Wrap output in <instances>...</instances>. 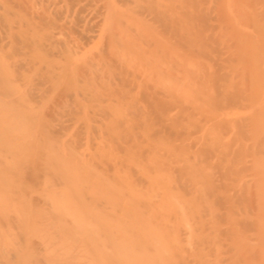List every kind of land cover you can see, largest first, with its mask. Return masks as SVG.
<instances>
[{
  "label": "bare ground",
  "instance_id": "1",
  "mask_svg": "<svg viewBox=\"0 0 264 264\" xmlns=\"http://www.w3.org/2000/svg\"><path fill=\"white\" fill-rule=\"evenodd\" d=\"M0 264H264V0H0Z\"/></svg>",
  "mask_w": 264,
  "mask_h": 264
}]
</instances>
